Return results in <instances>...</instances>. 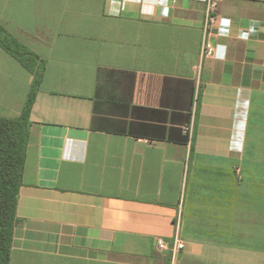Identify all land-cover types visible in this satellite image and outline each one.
Wrapping results in <instances>:
<instances>
[{
    "label": "crops",
    "instance_id": "0c3cea01",
    "mask_svg": "<svg viewBox=\"0 0 264 264\" xmlns=\"http://www.w3.org/2000/svg\"><path fill=\"white\" fill-rule=\"evenodd\" d=\"M205 5L0 0V118L42 70L10 264H264V0H218L212 57Z\"/></svg>",
    "mask_w": 264,
    "mask_h": 264
},
{
    "label": "trees",
    "instance_id": "16d2710c",
    "mask_svg": "<svg viewBox=\"0 0 264 264\" xmlns=\"http://www.w3.org/2000/svg\"><path fill=\"white\" fill-rule=\"evenodd\" d=\"M0 46L6 47L1 38ZM41 72L35 76L20 116L14 119L0 118V264H10L12 240L17 225L18 193L22 186L30 137L29 117Z\"/></svg>",
    "mask_w": 264,
    "mask_h": 264
},
{
    "label": "built area",
    "instance_id": "2783aa9c",
    "mask_svg": "<svg viewBox=\"0 0 264 264\" xmlns=\"http://www.w3.org/2000/svg\"><path fill=\"white\" fill-rule=\"evenodd\" d=\"M253 1V0H251ZM218 7V0H206L205 11H204V21H203V40L201 45V56L212 57L213 48L206 44V38L209 30L213 27L216 17L214 15L215 10ZM176 234L174 236L173 245L170 248V253L172 261L174 262L178 254L184 250V242L180 238L179 225L176 227ZM156 247L159 251L167 250L166 245L162 241L156 243Z\"/></svg>",
    "mask_w": 264,
    "mask_h": 264
}]
</instances>
